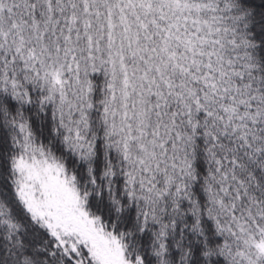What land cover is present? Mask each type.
Segmentation results:
<instances>
[{"label":"snow or ice","instance_id":"obj_1","mask_svg":"<svg viewBox=\"0 0 264 264\" xmlns=\"http://www.w3.org/2000/svg\"><path fill=\"white\" fill-rule=\"evenodd\" d=\"M0 264H264V0H0Z\"/></svg>","mask_w":264,"mask_h":264}]
</instances>
